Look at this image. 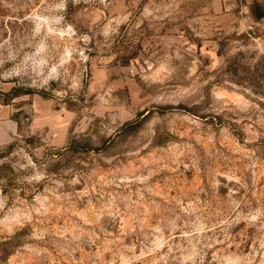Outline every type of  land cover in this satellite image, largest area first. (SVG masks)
<instances>
[{"label": "rangeland", "instance_id": "1", "mask_svg": "<svg viewBox=\"0 0 264 264\" xmlns=\"http://www.w3.org/2000/svg\"><path fill=\"white\" fill-rule=\"evenodd\" d=\"M258 3L0 0V264H264Z\"/></svg>", "mask_w": 264, "mask_h": 264}, {"label": "trees", "instance_id": "2", "mask_svg": "<svg viewBox=\"0 0 264 264\" xmlns=\"http://www.w3.org/2000/svg\"><path fill=\"white\" fill-rule=\"evenodd\" d=\"M252 15L254 16V19L256 21H261L264 19V7L261 4H256L253 8H252ZM29 94L28 92H25L23 88L21 87H15L13 88L9 93H3L0 91V97L6 99L5 100V104H9V102H11L13 99L24 96ZM74 149H81V150H92V151H99L100 149L98 148H92V147H72ZM11 245V243H6L7 246V250L8 247ZM8 253V252H7ZM10 254V252H9ZM8 254V255H9Z\"/></svg>", "mask_w": 264, "mask_h": 264}]
</instances>
